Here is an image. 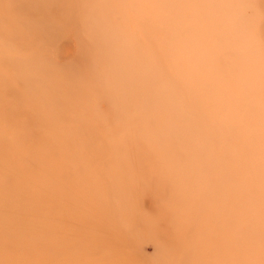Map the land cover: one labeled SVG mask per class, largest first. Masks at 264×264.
Listing matches in <instances>:
<instances>
[{
    "label": "rangeland",
    "instance_id": "rangeland-1",
    "mask_svg": "<svg viewBox=\"0 0 264 264\" xmlns=\"http://www.w3.org/2000/svg\"><path fill=\"white\" fill-rule=\"evenodd\" d=\"M7 218L0 264H264V0H0Z\"/></svg>",
    "mask_w": 264,
    "mask_h": 264
},
{
    "label": "bare ground",
    "instance_id": "bare-ground-1",
    "mask_svg": "<svg viewBox=\"0 0 264 264\" xmlns=\"http://www.w3.org/2000/svg\"><path fill=\"white\" fill-rule=\"evenodd\" d=\"M3 60L5 61L4 58H3ZM108 61H109V60H108ZM109 63H110V62H109ZM14 65H15V68L18 69V66L16 65L15 62H14ZM109 66H110V64H109ZM19 73H20V71H19ZM16 87H17V86H16ZM21 88H22V86L19 85V86L17 87V90L19 91V93H21L22 95L25 96V95L27 94L28 90H23V89H21ZM24 88H28V87H24ZM105 93L108 94L107 91H106ZM110 93H111L113 96H115V94H116V93L113 92V91H111ZM27 97H29V96H25V97H23V99H25V101H28L29 99H27ZM23 99H22L21 101H22L24 104L22 105V104H20V102L18 101V102L16 103L17 106H16L15 110L21 108V109L19 110V112H22V113H23V111H24L25 113L28 114V113H29V109L26 107V104H25V102H24ZM115 103H116V102H115ZM15 110H14V112H15ZM19 112H18V113H19ZM66 112H68V111L65 110V113H66ZM32 113H33V111H32ZM68 113H69V112H68ZM66 114H67V113H66ZM31 120H33L34 122H37L36 119L34 118V115H33V117H32ZM40 123H41V119L37 122V125H38V126H42ZM33 131H34V130H33ZM31 135H34V132H31V134H28V138H27V140L31 137ZM54 135H55V133H54ZM56 137H57V136H56ZM20 202H21V201H20ZM20 202H19V203H20ZM9 215H10V214H9ZM16 219H17V218L13 219L11 222L15 221ZM10 220H11V219H8V218H7V220H5V219H1V220H0V228H2V227H4L5 225H7V224L10 222ZM11 222H10V223H11ZM30 225H31V223H30ZM115 237H119V236L117 235V236H115Z\"/></svg>",
    "mask_w": 264,
    "mask_h": 264
}]
</instances>
